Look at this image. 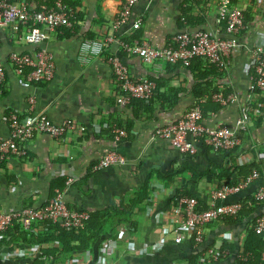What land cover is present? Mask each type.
Here are the masks:
<instances>
[{
	"label": "crops",
	"instance_id": "obj_1",
	"mask_svg": "<svg viewBox=\"0 0 264 264\" xmlns=\"http://www.w3.org/2000/svg\"><path fill=\"white\" fill-rule=\"evenodd\" d=\"M79 1L76 4L72 0L75 6L67 3L81 8L73 20L81 30L52 32L41 46L54 56L55 77L51 82L28 83L7 67V88L0 96V139L11 138L5 121L11 110L20 119L46 115L56 125L72 122L75 129L60 140L49 135L36 137L26 143L25 156L7 160L0 169V208L6 212H18L30 205L44 208L60 183L64 184L62 192L69 208L89 214L119 207L129 198L147 200L143 210L121 222L113 237L104 236L98 242L99 249L74 252L66 259L51 256L45 264H100L101 249L110 241L118 248L107 257L106 264H200L210 247L228 253L215 264L244 262L239 255L252 252L247 248L251 236L259 237L254 232L256 220L264 218V202L253 201L264 188V93L252 90L257 51L264 47V0H235L247 21L237 36L227 34L226 25L218 19L217 0L204 4L141 0L132 20L117 33L114 24L125 0ZM191 5L199 8L191 15L183 14ZM136 21L142 22L138 31L133 30ZM199 31L225 40L237 39L240 48L230 56L226 70L203 60L194 61L189 69L162 61L147 64L124 47L139 42L164 49L171 45L173 36ZM113 34L120 40L110 41ZM88 39L105 45L100 56L83 57L82 46ZM37 49L10 27L0 28V62L5 66L12 51L34 53ZM114 59L128 66L137 82L157 84L153 101L134 100L129 106L119 103L125 93L116 80ZM216 94L233 97L235 105L221 107L212 101ZM30 97L36 101L32 107ZM195 104L201 108L205 126L213 130L226 127L235 133L242 110L248 111L247 130L237 133L235 148L216 151L199 140L196 153L184 155L169 141L156 137L158 130L177 123ZM115 130L126 131L128 137L119 141ZM112 150L125 156L126 162L99 169L102 158ZM254 170L261 178L226 201L247 205V215L240 223H210L201 245L194 241L173 243L176 197H194L200 211L207 209L214 189L237 185ZM164 240L169 242L162 251L151 248ZM31 248L24 243L3 248L0 264H29L34 259Z\"/></svg>",
	"mask_w": 264,
	"mask_h": 264
},
{
	"label": "built area",
	"instance_id": "obj_2",
	"mask_svg": "<svg viewBox=\"0 0 264 264\" xmlns=\"http://www.w3.org/2000/svg\"><path fill=\"white\" fill-rule=\"evenodd\" d=\"M199 3H206L208 0H192ZM141 0H125L120 16L114 24L115 33L128 25L132 20L134 9ZM235 0H217L218 19L226 25V32L231 36L239 35L245 29L243 12L234 5ZM51 4V5H49ZM81 8L69 5L65 0H0V28H11L18 33V37L28 45L38 47L34 53H23L17 50L12 51L8 57V64L5 66L0 62V96H3L7 88V67L14 73L24 76L28 83H49L55 77V63L53 54L44 47H41L50 38L52 32H61L64 29H74L75 15L79 14ZM142 27L141 21H136L133 30L138 31ZM120 40L113 34L110 41ZM39 46L41 48H39ZM105 45L98 41L86 40L82 46V55L85 59L92 56H100ZM127 52L141 58L147 64L156 62H166L172 66H181L185 69L192 67L196 60H203L220 70H226L229 66L230 56L236 53L240 45L237 39L225 40L219 36L212 35L206 31H199L193 34L181 32L171 41V45L164 49H154L147 43L136 42L134 45L124 46ZM258 58L255 66V77L253 78L252 90L264 93V47L257 51ZM112 64L115 68V76L120 90L125 96L119 103L129 106L132 101L151 102L155 99L158 86L151 81L137 82L132 76L130 69L119 59H114ZM212 101L221 107L235 105L233 97H226L223 94H216ZM35 98L30 97V106L35 105ZM202 103V102H201ZM13 110L9 111L5 121L9 124L11 138L9 140L0 139V164L10 157H23L27 154L26 143L33 141L36 137L49 135L55 139H62L69 132L74 131L72 122L56 125L46 115L28 116L20 119ZM249 122L247 110H242V115L236 122L237 133L245 132ZM85 131L84 129L82 130ZM114 133L121 141L128 137V133L123 130H115ZM237 133L228 128L210 129L204 125V117L199 105H194L187 110L182 118L172 126L160 129L156 137L169 141L173 148L180 153L193 155L196 153V142L204 140L207 145L216 151L230 150L237 146L239 141ZM125 156L118 151L112 150L100 161L99 169H105L113 165L124 164ZM261 178L258 170H254L249 176L244 178L237 185H224L211 192L210 207L204 210L199 209V201L194 197L178 196L174 199L173 219L174 229L173 243L181 245L185 242L194 241L201 245L205 240L207 226L224 217L237 216L242 210L241 203L226 202L233 194L247 190L253 183ZM73 181H70V183ZM256 203L264 202V188L254 196ZM21 213L5 214L0 211V231H3ZM26 225L29 226L35 219L52 220L60 222L69 229H80L89 220L90 214L84 211H75L69 208L65 201L64 193L57 190L56 197L40 210L31 209L26 212ZM254 232L257 235L264 234V218H257ZM164 243L153 244L154 251H162ZM117 243L107 242L101 249L103 255L100 264L108 262L107 257L112 256L117 249ZM38 247H33L32 253L38 252ZM207 253L201 258L200 264H215L225 258L228 253L217 249L208 248ZM239 257L246 262L250 254L240 253ZM264 264V258L262 263Z\"/></svg>",
	"mask_w": 264,
	"mask_h": 264
},
{
	"label": "trees",
	"instance_id": "obj_3",
	"mask_svg": "<svg viewBox=\"0 0 264 264\" xmlns=\"http://www.w3.org/2000/svg\"><path fill=\"white\" fill-rule=\"evenodd\" d=\"M53 1V0H50ZM65 2L72 3V0H65ZM195 4H200L196 1H192ZM80 1L76 0V4ZM199 8V5H191L187 9H184L185 15H191V11H195ZM81 20V19H80ZM77 21V20H76ZM75 23V29L81 30V25L78 22ZM246 21V20H245ZM247 22V21H246ZM5 162L0 164V169L5 166ZM60 189L64 192V184L60 183ZM57 192V191H56ZM150 194V192H149ZM56 197L55 196L53 198ZM149 197V196H148ZM254 201V199H253ZM147 200L139 198H129L122 202L119 207L106 208L103 211H97L90 214L89 220L85 222V226L80 229L64 227L60 222H54L52 220L35 219L31 225H26V212L31 209L40 210L41 208H35L33 205L27 206L21 211V216L15 218L3 231H0V250L5 247H11L16 243H24L31 249L38 247L39 250L36 253L37 257L31 255V261L29 264H45L50 260L51 256L54 259L63 257L67 258L74 252H80L83 250L99 249L98 242L104 236H114L116 230L121 226L122 221H128L136 211H141L146 206ZM255 203V201H254ZM245 205V204H244ZM247 205L242 206L241 212L237 216L224 217L218 221H224L227 223H240L247 213ZM5 214H13V212L3 211ZM256 234V233H255ZM254 234V235H255ZM111 239V238H110ZM263 235L251 236L248 243V250L246 253L250 254V258L246 262L240 264H261L264 254V248H261ZM99 246V247H98ZM4 250V249H3ZM35 256V257H34Z\"/></svg>",
	"mask_w": 264,
	"mask_h": 264
},
{
	"label": "clouds",
	"instance_id": "obj_4",
	"mask_svg": "<svg viewBox=\"0 0 264 264\" xmlns=\"http://www.w3.org/2000/svg\"><path fill=\"white\" fill-rule=\"evenodd\" d=\"M10 134H11V130H10Z\"/></svg>",
	"mask_w": 264,
	"mask_h": 264
}]
</instances>
